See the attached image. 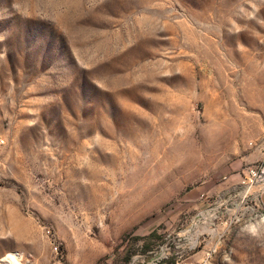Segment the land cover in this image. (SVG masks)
<instances>
[{
  "label": "rangeland",
  "instance_id": "374dc122",
  "mask_svg": "<svg viewBox=\"0 0 264 264\" xmlns=\"http://www.w3.org/2000/svg\"><path fill=\"white\" fill-rule=\"evenodd\" d=\"M263 153L264 0H0V264H264Z\"/></svg>",
  "mask_w": 264,
  "mask_h": 264
},
{
  "label": "built area",
  "instance_id": "2783aa9c",
  "mask_svg": "<svg viewBox=\"0 0 264 264\" xmlns=\"http://www.w3.org/2000/svg\"><path fill=\"white\" fill-rule=\"evenodd\" d=\"M239 185L242 188L241 203L248 212L241 214L240 218L252 222L257 216L252 208V198L258 201L264 209V153L262 160L253 165H247L241 172ZM247 200L250 203H247Z\"/></svg>",
  "mask_w": 264,
  "mask_h": 264
},
{
  "label": "bare ground",
  "instance_id": "6f19581e",
  "mask_svg": "<svg viewBox=\"0 0 264 264\" xmlns=\"http://www.w3.org/2000/svg\"><path fill=\"white\" fill-rule=\"evenodd\" d=\"M263 219H264V216H262L260 219H258L257 222L262 221ZM257 222H254V223L251 222L249 225H250V226H251V225H254V224H256ZM204 231H205V230H204ZM208 231L214 233V230H212V229H208ZM215 233H216V232H215ZM7 261H8L10 264H17V261L14 259V257H13L12 255H9V256L7 257Z\"/></svg>",
  "mask_w": 264,
  "mask_h": 264
}]
</instances>
